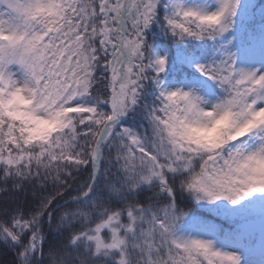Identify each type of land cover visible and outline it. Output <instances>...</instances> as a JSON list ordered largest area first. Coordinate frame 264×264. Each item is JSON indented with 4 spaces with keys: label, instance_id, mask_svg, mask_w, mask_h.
<instances>
[{
    "label": "snow or ice",
    "instance_id": "obj_1",
    "mask_svg": "<svg viewBox=\"0 0 264 264\" xmlns=\"http://www.w3.org/2000/svg\"><path fill=\"white\" fill-rule=\"evenodd\" d=\"M3 264H264V0H0Z\"/></svg>",
    "mask_w": 264,
    "mask_h": 264
},
{
    "label": "trees",
    "instance_id": "obj_2",
    "mask_svg": "<svg viewBox=\"0 0 264 264\" xmlns=\"http://www.w3.org/2000/svg\"><path fill=\"white\" fill-rule=\"evenodd\" d=\"M10 259L6 254L0 252V264H3L4 260Z\"/></svg>",
    "mask_w": 264,
    "mask_h": 264
}]
</instances>
